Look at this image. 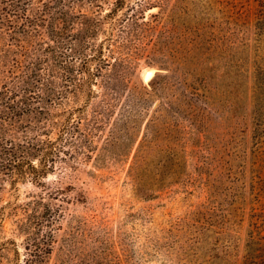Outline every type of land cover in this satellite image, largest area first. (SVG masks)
Masks as SVG:
<instances>
[{
    "label": "rangeland",
    "instance_id": "374dc122",
    "mask_svg": "<svg viewBox=\"0 0 264 264\" xmlns=\"http://www.w3.org/2000/svg\"><path fill=\"white\" fill-rule=\"evenodd\" d=\"M237 4L128 0L104 19L95 45L108 36L120 40L123 26L144 19L135 54L116 53L127 61L120 69L103 66L91 97L84 91L63 98L56 111L71 113V157L38 184L26 179L0 188V264L44 250L50 231L55 243L43 264L245 263L252 235L264 236V35ZM103 58L113 64L106 47ZM72 66L77 81L80 60ZM123 68V89L107 91V76ZM151 69L158 73L147 84ZM142 143L150 146L144 173L167 179L151 198L130 173ZM58 187L65 194L50 200ZM39 199L61 211L40 234L27 230L24 211Z\"/></svg>",
    "mask_w": 264,
    "mask_h": 264
},
{
    "label": "trees",
    "instance_id": "16d2710c",
    "mask_svg": "<svg viewBox=\"0 0 264 264\" xmlns=\"http://www.w3.org/2000/svg\"><path fill=\"white\" fill-rule=\"evenodd\" d=\"M127 1L0 0V188L5 183L15 186L26 179L38 184L54 172L59 160L72 156L70 149L65 147L73 144L71 113H59L58 108L68 93L88 91V97H91L95 92L92 84L98 76H103V66L123 67L127 59L116 56V53L126 54L128 58L134 56V38L143 18H136L125 28L123 26L120 40L108 36L99 45L94 43L102 31L104 19L117 14ZM231 1L235 8L237 3H242L238 13L248 21L253 17L256 33L264 35V0ZM104 5L111 8L103 15ZM105 47L113 64L103 58ZM77 59L81 65L78 71L83 77L76 81L72 74V60ZM95 61L99 67L92 72L89 65ZM113 71L116 72L112 77L107 76L106 90L119 93L127 71ZM59 77L60 84L56 81ZM63 113L67 117L60 124L57 118ZM59 124L60 134L53 140L51 135ZM106 145L112 148L115 143ZM149 150L150 146L142 143L138 148L137 162L130 170L139 192L146 198L153 197L156 188L167 180L164 174L158 176L160 179L151 178L142 170L149 162ZM170 151L167 147L162 152ZM43 187L46 188L45 184ZM56 191L54 196L49 195L50 200L65 194L60 187ZM64 198V202L70 200L67 195ZM43 202L44 199L30 202L27 207L33 206L32 212L24 208L27 214L25 227L27 230L34 228L38 234L44 225L50 227L61 217L59 208L53 209ZM39 207L44 211L38 213ZM2 211L1 222L4 219ZM54 240V233L50 231L44 250L31 253L20 264H43L45 255L52 253ZM244 264H264V236L252 235Z\"/></svg>",
    "mask_w": 264,
    "mask_h": 264
},
{
    "label": "water",
    "instance_id": "95a60500",
    "mask_svg": "<svg viewBox=\"0 0 264 264\" xmlns=\"http://www.w3.org/2000/svg\"><path fill=\"white\" fill-rule=\"evenodd\" d=\"M152 70H155L156 72H154L153 76L151 78H148V74L151 73ZM158 71L156 69H151L150 71H148V73L145 75V77H143V80L145 83L149 84L150 82H152V80L156 77Z\"/></svg>",
    "mask_w": 264,
    "mask_h": 264
},
{
    "label": "bare ground",
    "instance_id": "6f19581e",
    "mask_svg": "<svg viewBox=\"0 0 264 264\" xmlns=\"http://www.w3.org/2000/svg\"><path fill=\"white\" fill-rule=\"evenodd\" d=\"M148 78H150V77H148Z\"/></svg>",
    "mask_w": 264,
    "mask_h": 264
}]
</instances>
